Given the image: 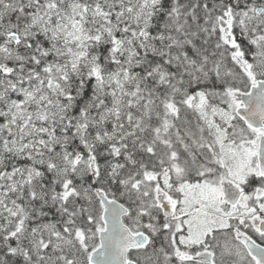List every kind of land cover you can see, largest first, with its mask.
Returning a JSON list of instances; mask_svg holds the SVG:
<instances>
[{
  "label": "snow or ice",
  "instance_id": "obj_1",
  "mask_svg": "<svg viewBox=\"0 0 264 264\" xmlns=\"http://www.w3.org/2000/svg\"><path fill=\"white\" fill-rule=\"evenodd\" d=\"M0 264H264V0H0Z\"/></svg>",
  "mask_w": 264,
  "mask_h": 264
}]
</instances>
